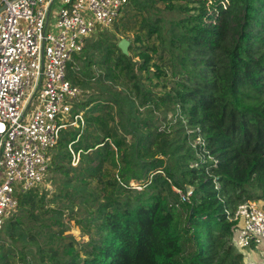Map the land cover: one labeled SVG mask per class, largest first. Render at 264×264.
Listing matches in <instances>:
<instances>
[{"label":"trees","instance_id":"16d2710c","mask_svg":"<svg viewBox=\"0 0 264 264\" xmlns=\"http://www.w3.org/2000/svg\"><path fill=\"white\" fill-rule=\"evenodd\" d=\"M123 13L128 55L98 27L69 65L76 84L110 90L75 102L69 123L85 125L52 149L53 190L19 195L0 264H244L233 216L264 201V0H129Z\"/></svg>","mask_w":264,"mask_h":264},{"label":"built area","instance_id":"2783aa9c","mask_svg":"<svg viewBox=\"0 0 264 264\" xmlns=\"http://www.w3.org/2000/svg\"><path fill=\"white\" fill-rule=\"evenodd\" d=\"M56 2L0 1V231L17 210L19 195L45 180L62 130L78 122L84 127L81 113L69 123L83 91L69 77V63L98 27L116 23L129 0H59L54 10ZM190 132L204 162L209 151L202 131ZM173 188L181 202L193 194L192 187ZM262 203L248 201L236 209L238 249L264 254Z\"/></svg>","mask_w":264,"mask_h":264},{"label":"rangeland","instance_id":"374dc122","mask_svg":"<svg viewBox=\"0 0 264 264\" xmlns=\"http://www.w3.org/2000/svg\"><path fill=\"white\" fill-rule=\"evenodd\" d=\"M59 6H60V3H59V0H57L56 4L54 6V10H56V8H58ZM130 14H131L130 19H129L130 22L128 23L129 27H131V28L133 26L137 27L139 25L138 20L140 19L138 11L132 10ZM123 15H124V13L122 12L121 16L116 21V23L113 24L111 27H109L105 31V33H103V34H110V36H112V37H110L112 40H117L119 38L123 39V38H126L125 34H132L131 32H128L127 27L124 28L122 25H119L121 22V17ZM101 37L102 36L99 33H97L94 36H92L91 40L92 41H98L101 39ZM70 63H69V65H70ZM81 87H82L83 91H82L79 99L86 96V94H88L90 92H104L106 90H110V88L103 87L97 83L81 84ZM32 109H33V107H30L29 111H31ZM147 111H149V108L147 109ZM47 177H48V175H47ZM38 187L40 189H45V190H49V191L53 190V187L47 182L46 179L43 181V183L38 185ZM262 204H264V203H262ZM70 232L73 233L78 239H80V238L86 239V237H82L81 230L74 223H71V231ZM239 250H241V249H239ZM241 251L244 252V254H245L246 263L249 264L250 263L249 257H251L250 250L249 249H242ZM255 252H257V255L259 256V258H258L259 262H261V263H257V264H264V261H262V260H264V254H262L258 249H255Z\"/></svg>","mask_w":264,"mask_h":264},{"label":"water","instance_id":"95a60500","mask_svg":"<svg viewBox=\"0 0 264 264\" xmlns=\"http://www.w3.org/2000/svg\"><path fill=\"white\" fill-rule=\"evenodd\" d=\"M129 45H130V41L127 38L121 39V41L118 43L119 48L126 55L129 54Z\"/></svg>","mask_w":264,"mask_h":264},{"label":"crops","instance_id":"0c3cea01","mask_svg":"<svg viewBox=\"0 0 264 264\" xmlns=\"http://www.w3.org/2000/svg\"><path fill=\"white\" fill-rule=\"evenodd\" d=\"M250 250V254H251V257H249V261L250 263L249 264H257V263H261L259 262V256L257 255V252H255V249H249ZM264 261V260H262ZM244 264H247L245 259H244Z\"/></svg>","mask_w":264,"mask_h":264}]
</instances>
